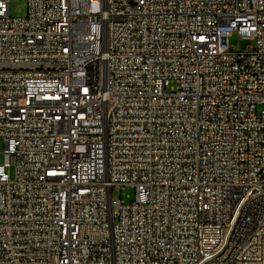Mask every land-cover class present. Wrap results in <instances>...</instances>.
Listing matches in <instances>:
<instances>
[{
    "label": "built area",
    "instance_id": "obj_1",
    "mask_svg": "<svg viewBox=\"0 0 264 264\" xmlns=\"http://www.w3.org/2000/svg\"><path fill=\"white\" fill-rule=\"evenodd\" d=\"M10 1L0 264H264V0Z\"/></svg>",
    "mask_w": 264,
    "mask_h": 264
},
{
    "label": "rangeland",
    "instance_id": "obj_2",
    "mask_svg": "<svg viewBox=\"0 0 264 264\" xmlns=\"http://www.w3.org/2000/svg\"><path fill=\"white\" fill-rule=\"evenodd\" d=\"M27 5L24 0H11L9 2V14L11 17L14 18H22L26 15ZM229 44L234 49L241 51L245 50L246 48L252 45L251 41L242 40L236 34H233L229 38ZM4 161V154H3V143L0 140V164ZM10 178L12 179L14 176V169L13 167L9 170ZM112 197L116 200H121L125 203H128L133 200L134 198V190L132 188L126 187L123 189L114 188L112 191Z\"/></svg>",
    "mask_w": 264,
    "mask_h": 264
}]
</instances>
